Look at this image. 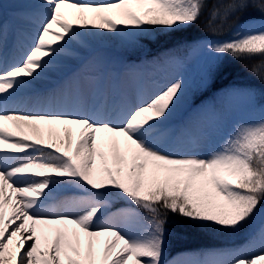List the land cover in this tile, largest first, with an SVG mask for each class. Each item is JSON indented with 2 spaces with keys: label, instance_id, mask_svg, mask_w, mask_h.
<instances>
[{
  "label": "snow or ice",
  "instance_id": "obj_1",
  "mask_svg": "<svg viewBox=\"0 0 264 264\" xmlns=\"http://www.w3.org/2000/svg\"><path fill=\"white\" fill-rule=\"evenodd\" d=\"M46 3L51 15L30 50L21 62L0 70V264H166L169 213L231 232L253 224L264 202V116L238 123L223 143L203 154L219 124L202 122L185 151L174 150L164 138L187 93L183 79L135 104L114 102L90 111L26 114L9 106L62 56L70 55L72 42L82 33L175 32L197 23L207 0ZM66 4L78 10L82 23L65 18ZM253 6L264 13V3ZM248 7L249 0H233L224 16ZM219 13L214 8L212 19ZM7 41L8 27L0 23V49ZM203 46L236 59L264 56V30L238 29L232 39L205 41ZM210 82L211 69L205 86ZM35 122L81 125L82 130L74 147L71 137L61 147L35 138ZM104 133L111 134L107 141ZM112 197L128 206L110 212ZM138 208L151 214L147 226ZM10 225H15L11 231ZM21 232L31 241L23 252L24 239L9 248ZM248 251L251 254H245ZM225 255L231 259L214 260L215 264H264V222L248 249Z\"/></svg>",
  "mask_w": 264,
  "mask_h": 264
},
{
  "label": "rangeland",
  "instance_id": "obj_2",
  "mask_svg": "<svg viewBox=\"0 0 264 264\" xmlns=\"http://www.w3.org/2000/svg\"><path fill=\"white\" fill-rule=\"evenodd\" d=\"M17 17H22L19 15ZM80 17V15H79ZM81 18V17H80ZM91 19V16H89ZM243 29L245 32L252 31L258 32L264 30V19L263 18H253L250 20L243 21L235 26L232 32L225 37H207L202 38L198 43L190 50V53L183 55L181 57H173L167 61L166 64L161 65L156 62L152 56L154 52L146 42L147 38L155 37L157 30H149L148 34L141 33H128L124 34H111L109 38H100L98 41L93 40L92 37L87 36L86 32L82 33L81 38H76L72 45L84 49L86 55L80 56L78 62L81 64L83 59L89 56L92 52L93 59L89 61L86 69L79 74H90L89 69L99 68L103 72L112 69H124L128 66H135V75L127 76L124 73V81L130 84L133 81H139L142 76H149L152 79L160 75V80L167 82H174L176 79H183L187 87L189 86L192 90H198L199 88H207L205 86V80L209 74L210 69L218 63V56L215 53L209 52L206 47H204L205 41H224L233 38V34L238 30ZM159 32H167L159 30ZM84 35V36H83ZM54 39V37H51ZM94 43V46L91 45ZM98 52V53H97ZM151 53V54H149ZM140 54L146 55L145 58H140ZM125 56H133L135 60H130L124 62ZM124 66V67H123ZM146 72H151L147 75ZM159 91H156L158 93ZM251 94V98H250ZM186 100L180 104L177 109L175 116L169 121L167 125V132L165 139L171 141L174 145V150L185 151V145L188 144L192 135L197 133L200 129L202 122L209 126L215 127L218 125L217 118H215L214 112L211 106H206L205 108L194 106L192 108L191 114L183 117L184 111L189 107H192V100ZM222 104V118L225 120L223 127L219 125L217 130H213L206 145L203 147V154H207L208 149L218 147V144L214 137L215 135L222 134L228 136V132L222 131L228 129L234 131L235 126L240 122H252L258 121L262 116H264V93L258 88L245 85L238 86L233 89H228L221 100ZM105 139L106 134L102 135ZM121 147L123 148V141H121ZM103 150L108 151L107 147H103ZM78 194H83L82 191L77 190ZM261 214L259 219L264 222V211L260 210ZM256 215L255 222L251 225H247L246 229L249 230L246 234L249 238L238 237V240H242L245 243L250 240L253 234H258V228H255V223H257ZM29 240L25 239V244L27 245ZM250 242L243 247H237L236 249H248ZM228 252H206L197 255L190 254H180L172 258L167 264H193L194 261H199L201 264H215L214 260L224 259L230 260L231 256L225 255ZM259 250L257 245L254 249ZM245 254H251V251Z\"/></svg>",
  "mask_w": 264,
  "mask_h": 264
},
{
  "label": "bare ground",
  "instance_id": "obj_3",
  "mask_svg": "<svg viewBox=\"0 0 264 264\" xmlns=\"http://www.w3.org/2000/svg\"><path fill=\"white\" fill-rule=\"evenodd\" d=\"M70 2H78V0H70ZM63 10L66 13L65 18L73 24L83 22L79 17L78 10L68 7L67 4ZM51 12V5L46 3V0H0V23L6 24L8 27V41L0 49V57L4 61L0 64V70L21 62L23 56L27 54L34 43V38L38 35L43 22L51 15ZM19 15H22L23 19L18 18ZM43 15H45V19L41 20ZM35 23L36 26H34ZM86 34L96 41L112 36V33L100 30H93L86 32ZM22 37L30 43H26ZM81 37L82 34L77 38ZM91 45L94 46V43ZM16 52L21 54L17 55ZM69 52L70 55L62 56L41 79L33 83L30 88L23 90L9 106L18 108L26 114L71 110L90 111L93 107H111L114 102L135 104L137 102L133 101L134 94H138L140 98L147 97L142 92V84L136 90L127 87L124 82L125 71L135 70V66L131 65L124 69H112L106 72L99 68L89 69V75H81L79 72L83 70V66L78 62V58L86 55V51L71 44ZM146 74L149 75L151 72H146ZM152 81H157L160 85L164 84V81L160 80V76L153 78ZM35 123L37 128L32 130L35 138L44 139L47 143H56L61 147H66L70 137L74 147V141L82 130L81 125H66L57 122ZM104 134L107 136L105 139L107 141L111 134ZM8 207L10 209L11 205ZM14 226L10 225L9 231ZM26 238L27 233H17L12 238V244L9 245V248H12L19 239L25 240ZM30 243L31 241L27 245L25 244L21 252L26 250Z\"/></svg>",
  "mask_w": 264,
  "mask_h": 264
},
{
  "label": "trees",
  "instance_id": "obj_4",
  "mask_svg": "<svg viewBox=\"0 0 264 264\" xmlns=\"http://www.w3.org/2000/svg\"><path fill=\"white\" fill-rule=\"evenodd\" d=\"M233 0H207V8L197 23L186 29L175 32H159L155 37L147 38L149 47L156 52L158 59H163L166 53L174 55L185 54L190 47L201 38L228 36L236 25L250 18H264L258 7L264 0H249V7L244 10L230 12L224 16L225 6ZM219 8L220 13L215 20L211 12ZM211 23V27L209 26ZM233 85H250L264 93V56L254 55L251 58L236 59L231 55H221L218 63L211 68V82L207 88L192 90L187 87L188 100L197 102H210L218 118L222 117L221 100L227 87ZM184 100L186 98L184 97ZM233 131L228 130V135ZM227 136L219 138L223 143ZM128 203L118 197L110 198L109 211L117 207H126ZM136 207L135 205H132ZM143 221L148 225L151 214L144 209H137ZM260 210L264 211V202H261ZM261 211H259V216ZM247 227V226H246ZM245 227V228H246ZM226 231L212 223H198L179 214L169 213L166 223V255L165 259L175 252L182 250H197L206 247H223L234 242L236 238L247 231Z\"/></svg>",
  "mask_w": 264,
  "mask_h": 264
}]
</instances>
